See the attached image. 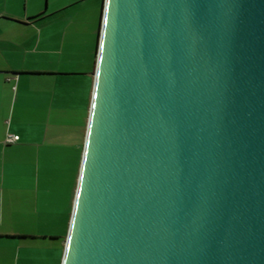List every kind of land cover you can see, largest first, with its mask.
Listing matches in <instances>:
<instances>
[{"label": "water", "instance_id": "1", "mask_svg": "<svg viewBox=\"0 0 264 264\" xmlns=\"http://www.w3.org/2000/svg\"><path fill=\"white\" fill-rule=\"evenodd\" d=\"M61 264H264V0H103Z\"/></svg>", "mask_w": 264, "mask_h": 264}, {"label": "crops", "instance_id": "2", "mask_svg": "<svg viewBox=\"0 0 264 264\" xmlns=\"http://www.w3.org/2000/svg\"><path fill=\"white\" fill-rule=\"evenodd\" d=\"M29 1L37 0H0V264L51 261L47 256L57 246L46 241L59 234L49 228L55 216L47 212L49 215L42 219L41 172L51 171L49 161L66 157L67 146L73 148L72 156L77 152L75 183L78 181L96 63L94 60L89 75L83 69L42 66L41 47L48 45L51 35L46 31L41 38L37 23L45 16L34 18L39 9L34 4L29 8ZM71 112L80 118L75 127L67 121ZM10 134L19 139L6 142ZM75 183L57 264L62 260ZM45 193L47 196L53 191L47 189Z\"/></svg>", "mask_w": 264, "mask_h": 264}, {"label": "rangeland", "instance_id": "3", "mask_svg": "<svg viewBox=\"0 0 264 264\" xmlns=\"http://www.w3.org/2000/svg\"><path fill=\"white\" fill-rule=\"evenodd\" d=\"M37 5L42 16L37 26L41 30V38L44 39L46 31L51 38L48 45L41 47L40 59L44 67L60 69H83L88 75L92 71L95 59V47L100 22V11L102 0H37L28 2V7ZM25 8V5H22ZM47 16V17H46ZM64 31V35L62 32ZM46 63V64H44ZM49 63V65H47ZM80 72V73H85ZM79 77V76H76ZM85 78V77H83ZM67 121L70 126L75 127L80 119L74 112L67 113ZM60 148V151H64ZM73 148L66 146V157L49 161L51 171L41 172V206L42 219L49 215L55 216V222L49 228L55 229L58 237L47 239L46 243L56 244L54 252L49 253L47 261L49 264H57L61 250L62 233L64 221L69 208V198L75 183L77 152L72 153ZM81 158L79 164L81 163ZM46 168V169H49ZM49 171V172H48ZM79 168L77 170L78 177ZM65 186L61 192V186ZM77 186V179L75 188ZM51 189L53 193L47 196L45 191ZM48 212V213H47ZM43 227V225H42ZM60 248V249H59ZM63 253V252H62ZM63 255V254H62Z\"/></svg>", "mask_w": 264, "mask_h": 264}, {"label": "trees", "instance_id": "4", "mask_svg": "<svg viewBox=\"0 0 264 264\" xmlns=\"http://www.w3.org/2000/svg\"><path fill=\"white\" fill-rule=\"evenodd\" d=\"M102 8H103V0H102V5H101V11H100V22H101V15H102ZM41 17V15H37L34 18H39ZM100 22H99V27H98V36H97V42H96V47H95V56H96V52H97V47H98V38H99V32H100ZM62 242H63V237H62ZM62 249H63V244L61 245Z\"/></svg>", "mask_w": 264, "mask_h": 264}, {"label": "built area", "instance_id": "5", "mask_svg": "<svg viewBox=\"0 0 264 264\" xmlns=\"http://www.w3.org/2000/svg\"><path fill=\"white\" fill-rule=\"evenodd\" d=\"M18 139H19L18 135L10 134V135L7 136V138H6V142H8V143H14V142H16Z\"/></svg>", "mask_w": 264, "mask_h": 264}]
</instances>
